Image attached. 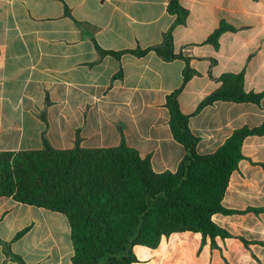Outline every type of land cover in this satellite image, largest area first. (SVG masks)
Masks as SVG:
<instances>
[{
  "label": "crops",
  "instance_id": "1",
  "mask_svg": "<svg viewBox=\"0 0 264 264\" xmlns=\"http://www.w3.org/2000/svg\"><path fill=\"white\" fill-rule=\"evenodd\" d=\"M189 11L173 32L175 52L195 75L179 95L200 155L238 129L264 125L259 104L216 102L197 112L225 74H243L264 92V0H180ZM169 0H0V153L117 147L150 158L155 173L176 172L186 155L170 128L167 97L183 84L185 62L108 52L160 45L175 23ZM66 8L69 10L68 15ZM227 24L219 47L208 38ZM99 47V48H98ZM223 199L233 214L213 221L232 236L184 232L155 249L134 248V264H264V135L249 136ZM262 210V211H257ZM23 233L20 237H17ZM66 215L0 195V264H73Z\"/></svg>",
  "mask_w": 264,
  "mask_h": 264
},
{
  "label": "trees",
  "instance_id": "2",
  "mask_svg": "<svg viewBox=\"0 0 264 264\" xmlns=\"http://www.w3.org/2000/svg\"><path fill=\"white\" fill-rule=\"evenodd\" d=\"M175 23L163 42L146 50L108 52L143 57L155 52L167 62L183 60V84L167 97L173 137L186 151L176 172L155 173L150 158H142L125 141L117 147L57 150L43 139L34 151L0 153V195L66 215L71 226L73 264H134V248L155 249L164 237L191 232L203 237L232 235L213 221L215 214H233L223 205L232 174L244 158L242 147L249 136L264 135V125L240 128L209 155L197 152L198 137L180 108L179 95L195 75L190 58L177 54L174 29L185 25L189 11L180 0H169ZM66 13L69 10L66 8ZM235 28L221 24L207 43L219 47L220 36ZM220 87L199 105L197 112L216 102L259 104L262 93H248L243 74H225ZM262 211V210H257ZM20 233L17 237H20Z\"/></svg>",
  "mask_w": 264,
  "mask_h": 264
}]
</instances>
